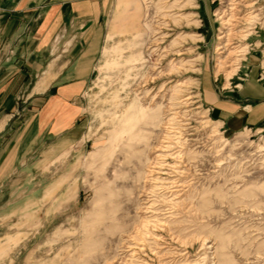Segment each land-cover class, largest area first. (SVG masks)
I'll use <instances>...</instances> for the list:
<instances>
[{"label":"rangeland","instance_id":"rangeland-1","mask_svg":"<svg viewBox=\"0 0 264 264\" xmlns=\"http://www.w3.org/2000/svg\"><path fill=\"white\" fill-rule=\"evenodd\" d=\"M232 1L112 0L95 27L67 26L66 37L94 28L100 51L74 98L79 115L57 140L33 118L42 75L0 90V264H264V123L229 131L201 97L208 77L236 90L249 54L264 87V0H235L236 16L256 20L225 25ZM222 31L230 41L217 51ZM138 51L141 60L124 61ZM133 102L155 118L132 133L122 115ZM165 131L173 148L160 157Z\"/></svg>","mask_w":264,"mask_h":264},{"label":"crops","instance_id":"crops-1","mask_svg":"<svg viewBox=\"0 0 264 264\" xmlns=\"http://www.w3.org/2000/svg\"><path fill=\"white\" fill-rule=\"evenodd\" d=\"M111 2L0 0V41L13 47L0 50V58H12L0 65V90L24 88L30 83L32 75H42L35 87L42 91L36 92V98L31 99V102H38L33 118L39 134L57 140L63 131L72 128L79 115L74 98L87 85L100 51L94 28L79 35L78 31L74 33L71 30L66 37L67 26L95 27L99 24L100 14L108 10ZM59 42L64 43L62 47L67 45L62 54L68 53L66 62L60 66L58 61L62 54L57 53ZM132 43V46L141 45L140 34ZM253 56H247V66L250 65L247 77L239 80L240 83L236 79L238 75L234 77L236 90L229 86L225 88L224 82L223 90L226 91L221 92L216 90V84L211 83L210 77L202 80L203 102L211 108L213 119L229 131L264 123V100L255 101L258 97L264 98V87L255 79L252 68L256 57L254 61ZM141 59V52L138 51L124 61ZM110 64L115 65L116 60H111ZM12 154V150L7 151L3 162Z\"/></svg>","mask_w":264,"mask_h":264},{"label":"bare ground","instance_id":"bare-ground-1","mask_svg":"<svg viewBox=\"0 0 264 264\" xmlns=\"http://www.w3.org/2000/svg\"><path fill=\"white\" fill-rule=\"evenodd\" d=\"M234 2H235V0H233L231 2L232 6L230 8V10H231L230 11V14H229V16L227 18H224L223 19V24H225V25H233L234 24L235 25V23L239 22V19L240 18H242L247 24H252V22H254L256 20L257 14L256 13L253 14L252 11H248L246 15L243 14L240 17L236 16L235 15V12H234V9H235V5H234L235 3ZM223 12H224V10H222V11L220 10V13L223 14ZM194 17H198V16L195 15ZM226 28H227V26H226ZM248 29H252V28H250V26H249V27H247V29H243L242 31L245 32ZM250 33L252 34V32H250V31L243 33L242 34L243 35V38H246ZM222 38H224V39L221 42V44L217 45L216 48H215L217 51H222L221 50L222 48H224V49H227L228 48L229 41H230V33L227 32V31H222L221 34L218 35V39H222ZM241 51L242 50L238 49V50H236L233 53H228L227 54V56H229V55L236 56V58H234L235 64H231V65H235V67L232 68L231 70H229V73L232 74V75L231 76H228L227 79H230V77H232L233 75H235V73L237 72L236 69L238 70V67L240 65V64L239 65L237 64V61L239 59H240V61L243 60V57L242 58L241 57H238L240 55V52ZM237 52H239V53H237ZM245 54H246V52H245ZM179 98H182L180 100V102H179L180 103V106H177L176 105L174 107L175 109L173 110L172 115L178 114L179 111H180L179 108H182L183 106H186L188 104L187 100H189L190 98H192V96H189V95H187L185 97L180 96ZM142 117H146V119L153 120L155 118V113H153L150 110H147L145 108H142V106H140L138 103L133 102L128 107V109L125 111V113L122 115V122L126 125L125 129L128 130V131H132V133H133L135 131L134 129H136L137 122ZM181 131L182 130L179 129L178 126H172L171 127V129L169 130V132H173V134H175L174 135L175 141L173 143H180V138H181V135H182V132ZM170 142H171V136L168 133L166 135V131H165L164 135L162 136V140H160V142H158V147L156 148L157 150L159 149V151H163V152H161L159 154L160 157L170 156L171 153H164V152H169V151L172 150L173 147H172V143L170 144ZM260 149H264V147H261ZM148 171H149V173H152V172L156 173L157 172V170H155L153 168L149 169ZM146 177H147V174H146ZM129 246H130V248H133L134 247V245H132V244H130ZM220 264H221V262H220ZM222 264H224V261H222Z\"/></svg>","mask_w":264,"mask_h":264}]
</instances>
